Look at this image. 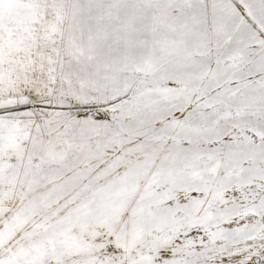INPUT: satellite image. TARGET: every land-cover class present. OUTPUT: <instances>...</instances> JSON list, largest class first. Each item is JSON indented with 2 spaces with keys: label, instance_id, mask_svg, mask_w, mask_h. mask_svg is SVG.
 <instances>
[{
  "label": "snow or ice",
  "instance_id": "snow-or-ice-1",
  "mask_svg": "<svg viewBox=\"0 0 264 264\" xmlns=\"http://www.w3.org/2000/svg\"><path fill=\"white\" fill-rule=\"evenodd\" d=\"M0 264H264V0H0Z\"/></svg>",
  "mask_w": 264,
  "mask_h": 264
}]
</instances>
